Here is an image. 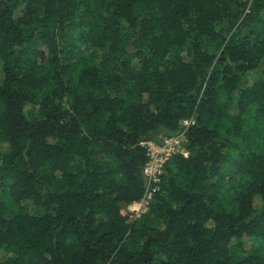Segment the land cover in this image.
Wrapping results in <instances>:
<instances>
[{
	"label": "trees",
	"instance_id": "obj_1",
	"mask_svg": "<svg viewBox=\"0 0 264 264\" xmlns=\"http://www.w3.org/2000/svg\"><path fill=\"white\" fill-rule=\"evenodd\" d=\"M0 72V264H264V0H0Z\"/></svg>",
	"mask_w": 264,
	"mask_h": 264
},
{
	"label": "built area",
	"instance_id": "obj_2",
	"mask_svg": "<svg viewBox=\"0 0 264 264\" xmlns=\"http://www.w3.org/2000/svg\"><path fill=\"white\" fill-rule=\"evenodd\" d=\"M191 123V121H186L184 122V126L188 127ZM184 141L185 137L183 132L176 137L166 139L162 145H157L152 142L143 144L148 149L149 162L145 167V174L148 178L149 184L144 199L140 203H135L128 206L127 209L129 211H132L131 209L133 206L145 208L148 206L154 195L160 190V175L162 174L166 163L173 155L179 152L183 153L185 156L188 155V153L183 150ZM142 213L137 212L138 216H140Z\"/></svg>",
	"mask_w": 264,
	"mask_h": 264
},
{
	"label": "rangeland",
	"instance_id": "obj_3",
	"mask_svg": "<svg viewBox=\"0 0 264 264\" xmlns=\"http://www.w3.org/2000/svg\"><path fill=\"white\" fill-rule=\"evenodd\" d=\"M0 79H1V72H0ZM131 210L132 211H129L128 209H125V208L122 210V214L124 216H128L129 215L128 216L129 217V221H132L135 218H137V216H138L137 212L142 213V212L146 211V208L145 207H139V206H133ZM140 216H138V217H140Z\"/></svg>",
	"mask_w": 264,
	"mask_h": 264
}]
</instances>
